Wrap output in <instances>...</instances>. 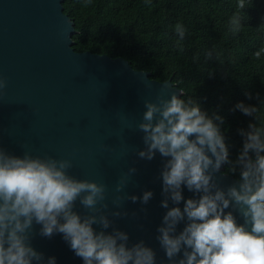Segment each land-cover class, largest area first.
<instances>
[{
    "label": "water",
    "instance_id": "water-1",
    "mask_svg": "<svg viewBox=\"0 0 264 264\" xmlns=\"http://www.w3.org/2000/svg\"><path fill=\"white\" fill-rule=\"evenodd\" d=\"M65 0H0V264H264L258 166L223 172L170 79L72 48Z\"/></svg>",
    "mask_w": 264,
    "mask_h": 264
},
{
    "label": "trees",
    "instance_id": "trees-1",
    "mask_svg": "<svg viewBox=\"0 0 264 264\" xmlns=\"http://www.w3.org/2000/svg\"><path fill=\"white\" fill-rule=\"evenodd\" d=\"M63 12L74 51L170 79L179 104L221 141L223 172L239 178L256 148L249 162L264 184V0H65Z\"/></svg>",
    "mask_w": 264,
    "mask_h": 264
}]
</instances>
